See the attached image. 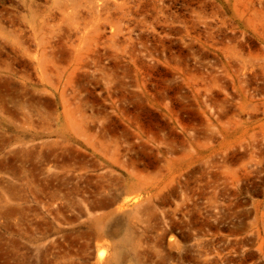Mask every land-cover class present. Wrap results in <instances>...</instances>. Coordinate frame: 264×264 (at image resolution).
Segmentation results:
<instances>
[{
  "label": "rangeland",
  "instance_id": "obj_1",
  "mask_svg": "<svg viewBox=\"0 0 264 264\" xmlns=\"http://www.w3.org/2000/svg\"><path fill=\"white\" fill-rule=\"evenodd\" d=\"M0 264H264V0H0Z\"/></svg>",
  "mask_w": 264,
  "mask_h": 264
}]
</instances>
